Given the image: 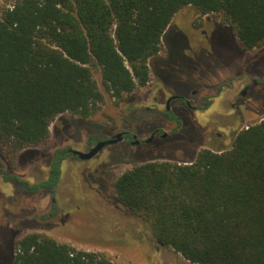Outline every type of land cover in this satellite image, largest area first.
Listing matches in <instances>:
<instances>
[{"label": "trees", "instance_id": "1", "mask_svg": "<svg viewBox=\"0 0 264 264\" xmlns=\"http://www.w3.org/2000/svg\"><path fill=\"white\" fill-rule=\"evenodd\" d=\"M188 7L220 14L244 49L264 44V0H14L3 8L0 149L45 144L57 115L87 120L104 92L119 103L146 85L148 60L174 15ZM66 153L54 149L45 179L21 182L53 195ZM114 191L160 244L190 263L264 264V118L239 130L229 148H202L190 162L133 165L118 175ZM9 264L115 263L103 252L29 232L17 240Z\"/></svg>", "mask_w": 264, "mask_h": 264}, {"label": "rangeland", "instance_id": "2", "mask_svg": "<svg viewBox=\"0 0 264 264\" xmlns=\"http://www.w3.org/2000/svg\"><path fill=\"white\" fill-rule=\"evenodd\" d=\"M13 1L0 0V12ZM221 19L195 7L180 9L162 35L159 54L148 60L146 85L119 103L104 92L100 110L87 120L68 112L57 115L45 144L16 151L2 144L0 170L17 178L0 174V264L10 263L17 240L29 232L103 252L115 264H195L154 238L149 223L121 203L114 181L147 160L187 163L202 148H229L239 130L264 118V44L244 49ZM94 78L103 90L97 68ZM171 95L209 108L192 116L171 102L170 111L183 118L175 123L163 115ZM173 126L172 137L146 142L154 128L171 132ZM121 130L141 144L103 146L91 159L64 157L53 195L47 188L31 192L23 183L47 177L55 148L85 151L91 135L105 138Z\"/></svg>", "mask_w": 264, "mask_h": 264}, {"label": "flooded vegetation", "instance_id": "3", "mask_svg": "<svg viewBox=\"0 0 264 264\" xmlns=\"http://www.w3.org/2000/svg\"><path fill=\"white\" fill-rule=\"evenodd\" d=\"M199 12V11H198ZM200 13V12H199ZM187 14H189V13H187ZM201 14V13H200ZM223 25H226V26H228V24H226V23H222ZM229 28H230V26H228ZM158 54H159V52H158ZM246 87V86H245ZM245 87H244V90H242V94L245 96V94H246V89H245ZM209 99L208 100H210V96L208 97ZM178 102V105H179V108L181 109V111L182 110H184L183 112H185V113H187V114H189V115H192V116H194V113H196L197 112V110H199V109H204V111H200V113H204L205 112V109L207 108H209V105L207 106V107H205V108H202V107H198V106H195V105H193L191 102H190V100H188L187 98H185V97H183V96H177V95H171V96H169V97H167L165 100H164V104H165V113H163V115H164V117H166L168 120H169V118H168V115L169 116H171V119L172 120H174L175 121V123H182V116H180V114L179 113H177V114H173L171 111H170V107H169V105H170V103L171 102ZM210 102V101H209ZM174 128V126L171 128V132H167V131H165V130H161V129H159V128H154L151 132H150V134H149V136H148V138H147V140H146V142L147 143H149V142H152V141H154L155 140V138H161V139H168V138H170V137H172L173 136V131H172V129ZM119 132H121L122 133V135H121V137L120 138H117L114 142H112V143H107L105 146H107V145H111V144H115V143H118V142H126V143H129V144H132V145H140L141 144V141L138 139V138H136V136H128V132L127 131H125V130H121V131H119ZM119 132H117V133H119ZM117 133H114V134H112V135H109V136H106L105 138H97L96 140H94L93 142H91L90 143V145L85 149V151H87V150H89L90 149V147H92L93 145H95L96 144V142H98L99 140H108V139H111V138H113L114 137V135L115 134H117ZM104 146V147H105ZM63 147H66V146H63ZM66 149H67V153H66V155H65V157H73V158H79L78 157V155H76V154H74L72 151L74 150V148H71L70 146H67L66 147ZM97 154V153H96ZM95 154V155H96ZM94 155V156H95ZM93 156V157H94ZM92 157V158H93ZM80 159V158H79ZM91 159V158H90Z\"/></svg>", "mask_w": 264, "mask_h": 264}, {"label": "water", "instance_id": "4", "mask_svg": "<svg viewBox=\"0 0 264 264\" xmlns=\"http://www.w3.org/2000/svg\"><path fill=\"white\" fill-rule=\"evenodd\" d=\"M121 135H122V133L119 132V133L115 134L114 137L111 139L99 140L98 142H96L95 145L90 147V149L87 151H79L77 149H74L72 152L74 154L78 155V157L81 159H89V158L93 157L97 152H99L103 146H105L107 143L114 142L117 138H120Z\"/></svg>", "mask_w": 264, "mask_h": 264}, {"label": "crops", "instance_id": "5", "mask_svg": "<svg viewBox=\"0 0 264 264\" xmlns=\"http://www.w3.org/2000/svg\"><path fill=\"white\" fill-rule=\"evenodd\" d=\"M182 96L186 98V96H184V95H182Z\"/></svg>", "mask_w": 264, "mask_h": 264}]
</instances>
